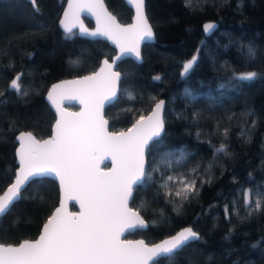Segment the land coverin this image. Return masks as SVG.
Here are the masks:
<instances>
[{
    "label": "trees",
    "instance_id": "1",
    "mask_svg": "<svg viewBox=\"0 0 264 264\" xmlns=\"http://www.w3.org/2000/svg\"><path fill=\"white\" fill-rule=\"evenodd\" d=\"M105 2L119 21H130L132 10L124 0ZM64 3L65 0H38L37 6L43 13L40 16L34 13L29 0H0V93H3L0 97V192L13 180L16 169V133L27 129L39 138L50 135L55 113L44 98L49 84L62 77L92 72L103 56L110 58L115 52V47L105 39H88L79 36L76 30H73L76 35L67 38L57 24ZM145 3L155 40L143 44L141 62L130 57L118 62L117 68L127 79L120 82V88L125 91L119 102L105 108L109 127L124 129L139 115L146 114L154 103L149 97L165 100L175 97L168 104L165 117L168 147L160 151L186 149L196 153L187 169L179 171L190 170L202 162L203 173L213 158V146L219 147L222 143L228 145L231 155L217 154L209 174L213 182L201 188L198 197L186 202L179 216L172 205L165 207L164 190L157 204L149 202L141 207L139 195L131 204L147 221L157 219L163 210L171 217L168 227L176 230L190 225L202 235V241L192 244L178 257V264H189V261L192 264H264V211L254 213L244 223L240 222L246 215L243 210L239 216L231 217V223L225 220L223 211L224 205L230 204L241 189L264 193V0H192L191 6H186L185 0H145ZM41 19L47 27L34 28L32 22ZM84 19L88 25L92 24L88 18ZM207 19L218 21L217 30L209 36L202 30ZM202 40L206 43L197 65L186 78H181V67H173V61L182 65L196 54ZM249 44L257 50L252 60L241 52V45ZM77 59L79 65L69 63ZM247 71L259 74L255 81L243 83L240 88L227 86L233 72ZM20 72L24 76L22 85L31 89L29 98L20 99L9 89L10 79ZM158 74L164 76L162 83L153 79ZM185 88L195 95L192 103H187L183 96ZM181 113L185 119L177 118ZM193 113L201 114L198 121H192ZM192 123L197 126L190 127ZM225 129L229 132L227 137L223 135ZM242 129L248 131L241 135ZM197 132L202 133L199 139ZM9 175L11 179H6ZM58 188L51 177L30 181L22 198L8 214L0 217V242L15 244L21 238H35L41 223L58 202ZM255 199L253 196V207ZM209 205H215L210 214ZM242 206L241 199L238 207ZM229 229L233 234L226 240ZM172 233L165 226H150L127 236L144 237L151 243ZM253 244L257 247L253 248Z\"/></svg>",
    "mask_w": 264,
    "mask_h": 264
},
{
    "label": "snow or ice",
    "instance_id": "2",
    "mask_svg": "<svg viewBox=\"0 0 264 264\" xmlns=\"http://www.w3.org/2000/svg\"><path fill=\"white\" fill-rule=\"evenodd\" d=\"M29 2L33 5L34 13L43 16L37 6L38 0ZM132 2L136 8V21L127 27L121 26L116 17L107 12L102 0H85L76 4L69 0L68 9L65 10L63 18L59 19L58 25L65 36L71 38L76 35L73 30L77 27L75 21L79 19V12H92L97 19V29L90 32L81 23L80 34L105 37L119 48V53L104 59L99 72L52 85L47 99L57 107L59 118L51 139L41 142L31 133H21L17 137L20 146L16 149L15 158L19 161V167L14 182L0 196V217L8 214L14 203L22 198V192L33 177L52 173L58 177L66 199L79 203L80 212L68 213L65 208L66 200H62L61 207L44 224L39 239L25 240L18 247L0 245V264H160L161 261L178 264V257L185 249L203 240L194 226L179 230L168 227L171 217L163 210L157 219L146 221L139 211L133 210L129 205L138 195L141 197V207H146L149 202L157 204L164 190L165 207L172 205L173 211L179 216L183 205L198 197L201 188L213 182V177L209 174L216 163L217 154L230 156L228 145L222 143L219 147L213 146V158L203 168V173L200 171L202 162L181 172L179 169H187L196 153L186 149L160 151L168 147L165 142L168 136L165 117L169 112L168 104L175 97L168 100L149 97L150 101H154L151 114L147 117L141 116L127 131L109 132V122L100 114L105 104L119 102V98L124 95L125 90L119 87V83L127 79V76L114 71L113 66L129 55L141 60V42L155 38L145 14V0ZM185 4L191 6L192 0H185ZM73 8L79 11L72 12ZM32 26L43 30L47 24L41 19L34 20ZM217 27L215 22H207L202 25V30L205 36H209ZM205 43L202 40L196 54L183 61L182 65L173 61V67H181V78H186L197 65ZM241 52L249 60L254 59L257 54L256 48L251 44L241 45ZM31 55L29 53L30 57ZM69 63L77 66L80 60ZM224 70H227V66ZM258 75L255 71L233 72L228 78L227 86L240 88L243 83L255 81ZM23 78V74L18 73L9 84L10 90H14L20 99L29 98L31 91L22 85ZM153 79L162 83L164 76L158 74ZM225 86L221 85L222 88ZM73 95L81 98L84 109L74 115L64 113L59 109L57 97L66 100L73 98ZM2 96L3 93H0V97ZM128 96L129 99L132 98L131 93ZM183 96L187 103L195 100L194 93L188 88L184 89ZM200 115L193 113L192 121H198ZM177 118L185 119L182 113ZM189 126L197 124L192 123ZM246 131L248 129H242L241 135ZM201 135L202 133L197 132V139ZM223 135H229L227 129ZM104 156L112 158L113 167L107 172L100 168V160ZM251 175L249 173V177ZM5 178L11 179V176ZM253 196L256 197L254 207ZM241 199L242 208L238 207ZM213 207L215 205H209V214ZM241 210L246 213L241 217V223L251 218L254 213L264 211V193L241 189L230 204L224 205L225 220L231 223V217L239 216ZM204 211L202 207L201 214ZM150 226H165L167 231H174V234L152 246L144 241L120 239L121 234L127 230L147 229ZM232 234L233 230L229 229L225 239H229ZM252 247L257 245L253 244Z\"/></svg>",
    "mask_w": 264,
    "mask_h": 264
},
{
    "label": "water",
    "instance_id": "3",
    "mask_svg": "<svg viewBox=\"0 0 264 264\" xmlns=\"http://www.w3.org/2000/svg\"><path fill=\"white\" fill-rule=\"evenodd\" d=\"M124 1L126 2V4H128V6H129V7L131 8V10H132V14H133V16L131 17L130 21H123V22L119 21L118 18H117V15H116L113 11H111V10L108 8L109 6L106 4L105 0H102V3H103V5H104V8L107 10V12L110 13L112 16H115L116 19H117V22H118L121 26H123V27H127V26H129V25L134 24L135 21H136V8H135V5H134V3L132 2V0H124ZM82 2H85V0H72V3H73V4H76V3H82ZM145 5H146V3H145ZM68 6H69V0H65V3H64V5H63V9L61 10L60 15H59V19H62V18H63V14H64L65 10L68 9ZM71 11H72V12H76V11H79V10L76 9V8H73ZM145 14H146V16L148 17V14L146 13V9H145ZM85 17L88 18L90 21H92V24H91V25H88V24L85 22V19H84ZM58 21H59V20H58ZM58 21H57V24H58ZM148 21H149V18H148ZM75 22H76V24H77V27H76L74 30H76V33H77L79 36H84V37H86V38H88V39H92V38H97V39H101V40L105 39V40L107 41V43H108L111 47H115V48H114V49H115V52H114V54H113L112 56H115V55H117V54L119 53V48H118V47H117V46H116L111 40H108V39H106L105 37H99V36H97V37H90V36H86V35H81V34H80L79 25H80L81 23H82L83 26H84L86 29H88V31H90V32H91V31H95V30L97 29V27H98L97 19H96V16L92 14V12H89V11H80V12H79V19L76 20ZM207 22H215V23L217 24V26H218V21H214V20H212V19H207V21H206L205 23H207ZM149 24H150L151 26H153V25L150 23V21H149ZM58 26H59V25H58ZM59 28H61V27L59 26ZM152 28H153V27H152ZM153 32H154V29H153ZM204 35H205V34H204ZM155 36H156V34H155ZM154 40H155V38H154ZM154 40H152V41H147V40L142 41V42H141V50H142V48H143V46H144L143 44H145V42H150V43H151V42H153ZM128 57H130V58H131L132 60H134V61L136 60V58H135L134 56L129 55V56L123 57L120 61H122V60H124L125 58H128ZM106 58H108V57L103 56V59L100 61L99 65H97L96 68L94 69V71H92V72H89V73L86 72V73H83V75H78V76H77V75H73V77H68V78H67V77H62V79L54 80L51 84H49V86H48L47 89L45 90L44 98H45V100L47 101V103L49 104V107L51 108V110L55 113L54 120H53V122H52L53 125L51 126V130H50V135L48 134V135H46V136H44V137H42V138H39L38 135L32 133L31 131H29V130H27V129L20 130V131L17 132L16 135H15V136H16V142H17V143H16V146H15V147H16V148H15V153H16V149L19 148V146H20V141L17 139V137H18L21 133H31L32 136H33L36 140L41 141V142H43L44 140H49V139H51V137H52V135H53L54 128H55L56 120L59 118V116H58V111H57V107L54 106V105L52 104V102L49 101V100L47 99L48 92H49V90L52 88V85H54V84H59V83H61L62 81H71V80L81 79V78L84 77V76L92 75L94 72H99L100 69L103 67V61H104V59H106ZM142 58H143V56H142ZM120 61H118V62H120ZM136 61H140V62H141L142 59H141V60H136ZM109 62H111L110 59H109ZM118 62H117V64H118ZM117 64L113 66V69H114V71L120 72V69L117 68ZM20 73H21V72H20ZM120 73H121V72H120ZM121 74H122V73H121ZM15 76H16V75H13L12 78L10 79V81H11ZM9 84H10V82H9ZM119 87H120V83H119ZM9 89H10V88H9ZM57 99H58L59 109H60L61 111H63L64 113H68V114H73V115H74V114H78V113H80V112L84 109V104L81 103V98H80L79 96L73 95V98L66 99V100H60V99H59V96H58ZM159 99H165V98L160 97ZM107 105H108V104H105V105H104V107L101 109V113H100L101 116L103 117V119L106 120V121H108V117L105 116V113H106L105 108H106ZM153 107H154V103L151 105V107H150L151 109L148 110V112H147L146 114H144V115H143V114L139 115V116L135 119L134 122H131V123L128 125V127L124 128V129L120 128V129H118V130H112V129L109 127V123H110V121H108L109 123H108V129H107V130H108L109 132H112V133H118V132H121V131H127V129L130 128V127H132V125L136 122V120H138L141 116H144V117L149 116V115L151 114V112H152V108H153ZM15 162H16V167H15L16 169H14L13 180H12L10 183H8V184L4 187V190H3L2 192H0V196H3V195H4V193L7 191L8 187L10 186V184L13 183L14 180H15V173H16V171L18 170V167H19V161H18V159H15ZM112 167H113V165H112V158H111V156H104V157L100 160V168H101L102 171L107 172V171L110 170ZM46 176H47V177H51V179L54 180V181L56 182V184L58 185V187H59V188H58V191H59V193H58V197H59V199H58L57 204L53 207L54 209L51 210L50 213L48 214V217L46 218V221H44L43 223H41V226H40V229H39L40 231L38 232L37 236H36L35 238H25V239H22V238H21V239L19 240V242H18V243H15V244L12 243V242H7V243L0 242V245L5 246V247H7V246L18 247L19 244L23 243L25 240L34 241V240L39 239V236H40L41 232L43 231V226H44V224L47 223L49 217H51V216L53 215V213H55L56 209L59 208V207H61V202H62V200H66L65 208H66V211H67L68 213H78V212H80V205H79V203H77L76 200L66 199L65 194L61 191L60 182H59L58 177H56L55 174L52 173V174H47V175H45V176H42L41 178L46 177ZM36 178H37V177H33L32 180H34V179H36ZM32 180H31V181H32ZM71 204H73V206H74L75 208L72 207ZM129 206L132 207L133 210L139 211V210L137 209V207H135L133 204L130 203ZM139 212H140V211H139ZM140 215H141L142 217L144 216V215L141 214V213H140ZM143 218H144V217H143ZM144 219H145V218H144ZM145 220H146V219H145ZM146 221H147V220H146ZM186 226H190V225H186ZM186 226H183V227H186ZM180 228H182V227H179V228L176 229V230H179ZM135 230H136V229H132V230H127V231H125L124 233L121 234L120 239H121L122 241H131V242L144 241V243L147 244L148 246H152V245H154V244L159 243L161 240L167 238V236L170 235V234H168V235H166L165 237H163V238H161V239H157V240H155V242H151V243H149V241H147L144 237H138V236H135V237L131 238V237H128V236H127V234L133 233V231H135ZM138 230H144V229H138ZM172 234H174V233H172Z\"/></svg>",
    "mask_w": 264,
    "mask_h": 264
}]
</instances>
